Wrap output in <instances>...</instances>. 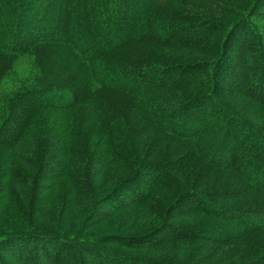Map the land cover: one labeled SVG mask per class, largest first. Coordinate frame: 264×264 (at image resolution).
I'll list each match as a JSON object with an SVG mask.
<instances>
[{
  "label": "trees",
  "instance_id": "16d2710c",
  "mask_svg": "<svg viewBox=\"0 0 264 264\" xmlns=\"http://www.w3.org/2000/svg\"><path fill=\"white\" fill-rule=\"evenodd\" d=\"M24 60L0 264H264V0H0V89Z\"/></svg>",
  "mask_w": 264,
  "mask_h": 264
},
{
  "label": "rangeland",
  "instance_id": "374dc122",
  "mask_svg": "<svg viewBox=\"0 0 264 264\" xmlns=\"http://www.w3.org/2000/svg\"><path fill=\"white\" fill-rule=\"evenodd\" d=\"M29 69H30V61L28 60L22 61L17 66L15 71L9 76V78L2 84L0 89V96L2 93L5 94L10 90L16 88L22 82V80L27 77ZM0 180L2 181L1 178ZM9 204H10V200L8 199L7 201L4 202L3 204L4 206H2V211H4V208H7ZM152 205L153 202H151L147 206H144L143 208H139L141 210L140 213H138L139 211L132 208L127 209L124 212H120L115 216L110 217L106 221L104 220L103 224L99 226V228L95 232L98 233V235H100L103 233L112 232L113 230H117V228L119 227H129V228L135 227V230L138 231L137 230L138 227H142L143 225L145 226L148 216L152 214L153 211Z\"/></svg>",
  "mask_w": 264,
  "mask_h": 264
}]
</instances>
